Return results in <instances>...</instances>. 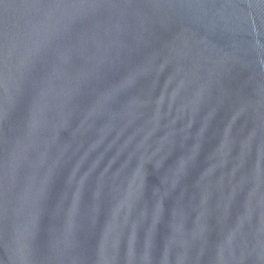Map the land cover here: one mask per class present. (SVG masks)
<instances>
[{"label":"water","instance_id":"water-1","mask_svg":"<svg viewBox=\"0 0 264 264\" xmlns=\"http://www.w3.org/2000/svg\"><path fill=\"white\" fill-rule=\"evenodd\" d=\"M0 264H264V0H0Z\"/></svg>","mask_w":264,"mask_h":264}]
</instances>
